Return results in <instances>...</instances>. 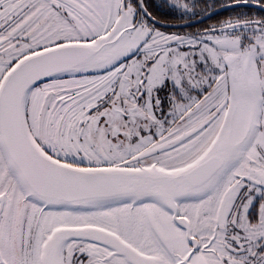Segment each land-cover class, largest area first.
I'll return each instance as SVG.
<instances>
[{
    "label": "snow or ice",
    "instance_id": "6c2138e0",
    "mask_svg": "<svg viewBox=\"0 0 264 264\" xmlns=\"http://www.w3.org/2000/svg\"><path fill=\"white\" fill-rule=\"evenodd\" d=\"M0 264H264V0H0Z\"/></svg>",
    "mask_w": 264,
    "mask_h": 264
},
{
    "label": "flooded vegetation",
    "instance_id": "af4514ba",
    "mask_svg": "<svg viewBox=\"0 0 264 264\" xmlns=\"http://www.w3.org/2000/svg\"><path fill=\"white\" fill-rule=\"evenodd\" d=\"M151 2L153 4H155V3H159L160 0H151ZM225 2H226V0H216V4H218V5H223ZM234 11H236V10L235 9L225 10L223 12L218 13V15L216 17H213L212 19H217V18H220V17H225V16L231 14ZM161 19H167V17L163 16V14H162L161 15ZM209 22H211V21H205L204 23H209ZM169 30H174V29H169Z\"/></svg>",
    "mask_w": 264,
    "mask_h": 264
},
{
    "label": "water",
    "instance_id": "95a60500",
    "mask_svg": "<svg viewBox=\"0 0 264 264\" xmlns=\"http://www.w3.org/2000/svg\"><path fill=\"white\" fill-rule=\"evenodd\" d=\"M228 10V9H227Z\"/></svg>",
    "mask_w": 264,
    "mask_h": 264
}]
</instances>
